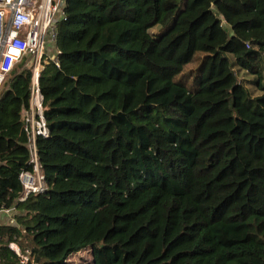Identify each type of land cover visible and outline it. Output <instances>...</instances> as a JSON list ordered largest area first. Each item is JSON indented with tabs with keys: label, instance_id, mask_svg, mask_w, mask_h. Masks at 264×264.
<instances>
[{
	"label": "trees",
	"instance_id": "trees-1",
	"mask_svg": "<svg viewBox=\"0 0 264 264\" xmlns=\"http://www.w3.org/2000/svg\"><path fill=\"white\" fill-rule=\"evenodd\" d=\"M65 3L39 78L44 194L20 180L30 58L0 91V263L15 244L35 264H264V0Z\"/></svg>",
	"mask_w": 264,
	"mask_h": 264
},
{
	"label": "built area",
	"instance_id": "built-area-1",
	"mask_svg": "<svg viewBox=\"0 0 264 264\" xmlns=\"http://www.w3.org/2000/svg\"><path fill=\"white\" fill-rule=\"evenodd\" d=\"M65 7V0H0V91L24 58H30L33 73L30 106L24 125L29 138L32 170L20 175L25 198L44 194L47 189L36 148L38 137H49L39 78L46 54L55 42L56 26L65 17ZM51 60H55L54 56ZM11 212L2 210L0 215ZM16 253L20 257L19 264H35L30 251L21 254L17 250Z\"/></svg>",
	"mask_w": 264,
	"mask_h": 264
},
{
	"label": "rangeland",
	"instance_id": "rangeland-1",
	"mask_svg": "<svg viewBox=\"0 0 264 264\" xmlns=\"http://www.w3.org/2000/svg\"><path fill=\"white\" fill-rule=\"evenodd\" d=\"M227 27V26H226ZM152 34H160L161 30L160 27L154 28L150 31ZM54 45L51 44V48H49L46 57L47 56H53L54 52ZM198 67V62L190 65L185 74L180 77L179 79L185 83H191L194 80V75L196 73V69ZM241 78L244 77L243 75L240 76ZM250 79V78H247ZM11 214H14V212H11ZM14 215H0V225H8L13 224L12 218ZM92 254L88 250L81 251L77 255H74L71 257V259L68 261L69 264H92Z\"/></svg>",
	"mask_w": 264,
	"mask_h": 264
},
{
	"label": "crops",
	"instance_id": "crops-1",
	"mask_svg": "<svg viewBox=\"0 0 264 264\" xmlns=\"http://www.w3.org/2000/svg\"><path fill=\"white\" fill-rule=\"evenodd\" d=\"M56 53H55V51L53 52V56L55 55ZM1 215H14V214H11V213H2ZM10 248L12 249V250H14L15 252L17 251V250H19L18 249V247H17V245H15V244H11L10 245Z\"/></svg>",
	"mask_w": 264,
	"mask_h": 264
},
{
	"label": "water",
	"instance_id": "water-1",
	"mask_svg": "<svg viewBox=\"0 0 264 264\" xmlns=\"http://www.w3.org/2000/svg\"><path fill=\"white\" fill-rule=\"evenodd\" d=\"M56 57H57V54L54 55V59H56Z\"/></svg>",
	"mask_w": 264,
	"mask_h": 264
}]
</instances>
